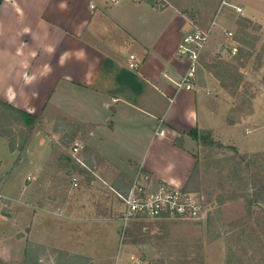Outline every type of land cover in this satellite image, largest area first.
I'll use <instances>...</instances> for the list:
<instances>
[{"label":"crops","instance_id":"crops-1","mask_svg":"<svg viewBox=\"0 0 264 264\" xmlns=\"http://www.w3.org/2000/svg\"><path fill=\"white\" fill-rule=\"evenodd\" d=\"M222 6L229 9L220 11ZM221 8L210 23L215 28L200 55L194 89L184 91L174 83L188 63L177 51L183 36L198 26L172 5L0 0V102L37 119L30 144L41 118L50 120L53 141L60 132L51 125L67 120L78 127L76 143L102 164L130 179L143 173L185 189L200 144L193 135H208L214 144L234 145L243 153L264 143L263 110L229 122L230 98L212 70L227 61L217 39L223 42L222 34L239 26L238 19L264 30V0H225ZM12 124L13 132L24 129ZM4 238L0 260H10L12 248L21 252L26 245Z\"/></svg>","mask_w":264,"mask_h":264},{"label":"rangeland","instance_id":"rangeland-1","mask_svg":"<svg viewBox=\"0 0 264 264\" xmlns=\"http://www.w3.org/2000/svg\"><path fill=\"white\" fill-rule=\"evenodd\" d=\"M157 1L162 7H176L206 29L225 0ZM228 9L222 6L220 11ZM237 23L232 30L237 56L225 52L227 61L212 67L230 98L229 122L261 110L264 117V30L242 19ZM220 39L216 43L227 44ZM46 119L37 126L36 144L29 143L32 137L27 140L30 132L19 150L25 130L13 127V132L11 114L0 107V128L11 129L10 140L19 153L12 155L9 143L8 148L0 143V194L5 195L0 197V239L5 237L11 245L13 239L26 242L21 252L12 248L10 260L0 264H264V143L259 150L243 153L234 145L218 148L204 135L206 144H213H197L195 192L206 202L205 217L135 220L122 234V205L116 193L125 194L133 179L122 177L78 144L83 146L79 157L86 169L81 168L70 154L78 127L57 121L51 129L60 137L52 144ZM74 174L79 177L77 188L70 184Z\"/></svg>","mask_w":264,"mask_h":264},{"label":"built area","instance_id":"built-area-1","mask_svg":"<svg viewBox=\"0 0 264 264\" xmlns=\"http://www.w3.org/2000/svg\"><path fill=\"white\" fill-rule=\"evenodd\" d=\"M110 1L118 2L119 0ZM126 1L133 2L135 0ZM211 27H213V23L209 28H196L183 36L177 54L187 61L188 69L182 78L174 83L178 90L191 91L194 89L198 61L208 42ZM223 37L227 40V44L221 43L219 51L236 57L238 47L235 35L233 32L224 31ZM82 151L83 146L74 144L70 154L74 157L75 163L86 169L79 157ZM70 184L73 188L79 186L77 174L70 178ZM116 196L122 205L120 216L122 234L127 226L135 220L195 221L207 213L206 202L202 195L183 188H176L167 183L156 182L148 174L143 173H139L133 178L132 184L125 194L116 193Z\"/></svg>","mask_w":264,"mask_h":264},{"label":"trees","instance_id":"trees-1","mask_svg":"<svg viewBox=\"0 0 264 264\" xmlns=\"http://www.w3.org/2000/svg\"><path fill=\"white\" fill-rule=\"evenodd\" d=\"M0 107L2 109H4L7 113H10L11 114V124L12 123H16L18 125H21L24 130H25V133H24V142L21 143V145H19V147L17 149L21 150L22 147H23V144H25V140L28 138L31 130L33 129V127L35 126L36 122H37V119L34 118L33 116L25 113V112H22V111H19V110H16L4 103H1L0 102ZM13 132L11 131L10 128H0V137L2 138H5L8 140V143H9V148L11 151H14L16 149L15 147V144L13 142H11L10 138L13 136ZM194 140L196 141H199V142H203L204 145H212V144H205L207 140H205V137H200L198 138L196 135H193L192 136ZM207 137V136H206ZM210 136H208L209 138ZM216 147L218 148H223V145L221 144H214ZM196 172H197V166L194 167V169L192 170L191 174H190V177H189V180L185 186V190H188V191H192V192H195V191H198V181L195 180V177H196ZM122 177H126L125 175L121 174ZM112 189L114 191H118V186L117 185H114L112 187ZM128 190V189H127Z\"/></svg>","mask_w":264,"mask_h":264}]
</instances>
